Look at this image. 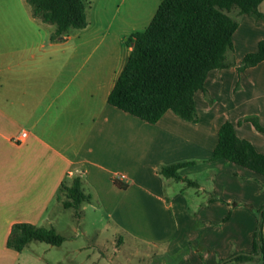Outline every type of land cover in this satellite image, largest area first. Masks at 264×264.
I'll use <instances>...</instances> for the list:
<instances>
[{"label": "crops", "instance_id": "1", "mask_svg": "<svg viewBox=\"0 0 264 264\" xmlns=\"http://www.w3.org/2000/svg\"><path fill=\"white\" fill-rule=\"evenodd\" d=\"M83 1L86 25L51 39L54 26L24 12V0H0V264H63L52 251L57 246L31 241L17 250L7 240L16 222L55 229L62 183L74 175L90 196L81 211L97 210L105 227L158 247L156 264H231L232 251L251 248L256 219L248 206L264 204V178L209 158L225 120L264 152V132L248 120L264 127V58L238 69L264 39V20L240 16L232 62L210 69L193 94L196 121L167 109L150 123L107 102L134 30L121 24L110 34L112 20L93 13L97 0ZM258 10L264 12V0ZM180 160L193 163L179 174L204 173L208 180L192 179L191 186L158 172L160 164ZM200 191L213 195L199 199Z\"/></svg>", "mask_w": 264, "mask_h": 264}, {"label": "trees", "instance_id": "2", "mask_svg": "<svg viewBox=\"0 0 264 264\" xmlns=\"http://www.w3.org/2000/svg\"><path fill=\"white\" fill-rule=\"evenodd\" d=\"M24 1L32 17L54 26L51 39H61L69 30L86 25L83 0ZM260 1L159 0L147 25L127 36L126 42L131 49L107 95V102L150 123L167 109L181 119L196 121L194 92L204 88V79L210 69L232 62L229 59L233 51L232 33L240 16L248 14L264 20V12L258 10ZM262 58L264 39L258 41L256 50L243 55L238 69L254 65ZM248 120L255 129L264 132L255 117ZM217 158H224L264 178V152L257 151L250 141L237 136L228 120L218 127L209 160ZM192 163L180 160L160 164L158 172L164 177L183 180L186 185L197 186L196 181L179 174L180 168ZM113 181L120 187L126 186L116 178ZM62 188L61 205L71 208L73 217L78 220L82 215L81 203L90 199L82 189L80 176H72L67 183H62ZM253 210L256 225L250 250L230 253L226 259L264 264V204ZM226 218L227 215L223 220ZM31 241L58 246L64 236L52 226L27 222H16L11 226L8 245L19 250Z\"/></svg>", "mask_w": 264, "mask_h": 264}, {"label": "rangeland", "instance_id": "3", "mask_svg": "<svg viewBox=\"0 0 264 264\" xmlns=\"http://www.w3.org/2000/svg\"><path fill=\"white\" fill-rule=\"evenodd\" d=\"M5 1V0H1ZM12 0H6V3ZM159 0H97L93 6V13L107 20L111 19L110 34L121 26L130 27L131 30H141L149 22ZM21 9L29 12L27 4L20 2ZM5 9L4 11H10ZM14 16V9L11 10ZM110 34L108 36H110ZM89 61L84 63L86 68ZM210 171H207L209 173ZM194 180L205 181L208 177L204 173L191 175ZM194 188H185L184 194L188 200H192L191 191ZM213 192L200 191L198 198L204 195L209 197ZM87 206L86 203H83ZM262 205V204H261ZM254 212L259 206H248ZM59 208L55 216V230L64 236L61 245L52 249L60 254L63 264H156L157 254L160 249L152 244L138 242L129 238L126 234L117 231L110 224L105 227L107 218L97 210H82L81 217L77 220L73 217L71 208ZM256 219V216H255ZM256 225V222H255ZM255 227V226H254ZM81 247V248H80ZM74 249V250H73ZM102 252L105 257L99 255ZM232 251L231 253H233ZM238 253V252H234ZM46 259L54 260L46 254ZM59 258V259H60ZM233 261V260H232ZM225 260H219L217 264H224ZM59 264V263H58ZM231 264H235L233 261ZM243 264H253L243 262Z\"/></svg>", "mask_w": 264, "mask_h": 264}, {"label": "built area", "instance_id": "4", "mask_svg": "<svg viewBox=\"0 0 264 264\" xmlns=\"http://www.w3.org/2000/svg\"><path fill=\"white\" fill-rule=\"evenodd\" d=\"M24 134H25V131H22V132H21V135H24Z\"/></svg>", "mask_w": 264, "mask_h": 264}]
</instances>
